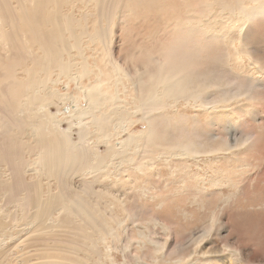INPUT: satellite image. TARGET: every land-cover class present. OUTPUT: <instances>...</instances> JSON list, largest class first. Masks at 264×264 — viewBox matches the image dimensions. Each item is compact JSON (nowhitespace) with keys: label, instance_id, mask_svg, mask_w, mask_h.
Returning <instances> with one entry per match:
<instances>
[{"label":"rangeland","instance_id":"rangeland-1","mask_svg":"<svg viewBox=\"0 0 264 264\" xmlns=\"http://www.w3.org/2000/svg\"><path fill=\"white\" fill-rule=\"evenodd\" d=\"M124 1L125 3H123ZM62 2L63 3H60V5L58 4L59 7H57V5L55 7V4H50L49 11L55 16H59L55 12V9H60V11H62L64 14H71V27H76L75 17L81 18V15L86 17L82 19V25H87L86 29L88 31L93 28L94 19H104V16L101 15V12L98 13V5L101 3H107L110 5L111 14L116 9L114 11L112 23L110 25L112 29H109V27L106 26V28L110 30L109 34L111 46L108 44V47L110 48L106 47V45L98 44V42H92L91 40L87 39L86 34L82 38V43H79L80 46H82L81 44L84 45V48L86 49L84 53L80 52L79 50L71 49L70 42L67 39L68 33L64 36L56 34V39L58 38V41L63 40L64 46H66L67 49L66 54L71 53V58L74 62L77 63L81 60L87 59L86 68L84 70L81 67L78 68V76L81 78L79 84L87 92L89 91L90 87L102 89L104 86L98 84L100 80L109 82L106 80L107 78L112 77L110 80L113 79L115 73L110 63L109 51L129 73V77H125L123 82L125 84L126 90L120 92L122 91V89H120L116 93L115 89H113L111 81L109 82V86H111L109 89H106V91L109 92V95L112 93V96L115 98L118 95L116 103L121 102L122 106L120 108H123L119 109L121 113V119H117L115 112L112 111L111 118L108 120L110 124L114 123V121L118 122V126L116 127L118 130L114 133L113 139L108 140V144L114 142V145L118 149L120 148L119 142H126L127 144H130L131 135L133 136V134H137L140 131L145 130L147 125V123L143 120L136 119V117L131 118L132 113L130 115L125 111L127 108H131L128 107V104L131 106L129 102L132 101L131 97H133V94L130 91L131 88L128 89V87L132 86L130 74L138 69L134 68L135 66L145 67L146 65L150 66V63L157 64L158 62L164 61L168 64H172L177 59H181L186 50H189L188 52H190L192 49H195L197 54H199L198 56L201 57L198 58V60L196 59L197 61L192 60V62L200 63L201 65L199 66H207L208 63L212 64L215 62L212 60L211 62L204 60L207 57L206 52L210 51L206 49L212 48L211 51L223 52L222 54L224 55L220 57L221 60H223V57H226V59L229 61L228 64L232 74H238V77L243 81V83H245L246 86L250 88L249 92H246L244 94L245 96L243 95L244 97L242 96L243 98L241 97L235 101H230L227 103L228 105L224 107L225 109L222 108L219 110V113H221L224 118L218 114L220 116L219 121L216 120V118H214V121L211 119L213 123L210 126L211 130H209V132H204L202 128L199 129L200 134L204 138H208L210 133L225 135L228 138V141L232 143V148L226 150L227 152H219L218 154L216 153L209 157L202 156L200 158L193 159L188 157L187 159L185 157L179 158L175 156L166 157V155H162L160 151L157 150V159L154 158L150 160L153 165H151L149 169L148 167L142 168L143 173H140L136 169L135 163L137 161V157L140 158L141 155L133 153L134 147L132 148V146H130L128 148L126 146V153L124 154H119L120 152L118 151L117 159H115L116 161L113 160V164H117V166L114 167L120 169V180H123V178L126 179V175L128 174L129 176H132L131 178L134 182L129 178V180H131V183L129 182V186L133 185L132 188L130 187L132 190L130 189L126 193V190L124 191L125 186L123 184L112 183L115 181L116 175L115 177H111L109 180L111 172L105 173L104 177L107 178H102L101 175H99L101 181L92 185L95 190H101L100 188H113V194L120 195L122 199L124 198L122 196L126 197V204L124 205L126 209H124L122 205L110 204V206H108L107 204H104L106 198L100 199L102 202L100 205L105 206V211L113 213L114 217L116 218V222L115 218L112 220V222L110 220L111 218L108 217L110 215H106L107 217H105L106 220L109 219L108 224L116 233L114 231L112 234L107 233L106 237L104 238V241L106 240L105 242L100 239L102 242H104V244H100V248L103 249V253L101 250H98L99 256L104 254V256L100 257L102 263L122 264L123 261L125 264H167V262L168 264H213L216 261L214 264H233L234 259H238L241 261V264H243L245 261L246 263H254L258 259H264V17H252L256 20H251L252 18L249 20H242L239 15L236 17H231L228 16L230 14H225L224 16H227V18H223L224 16L221 18L219 14L223 10H220V5L216 3V0H118V3L114 1L112 4L109 3L111 2L110 0H63ZM202 2L204 4H202ZM243 3L248 7L252 5L257 6V3L252 4L249 0H245ZM106 18L108 17L106 16ZM106 18L104 19L105 22ZM107 22H109L108 19ZM81 27L82 26H77L76 34L81 33ZM192 27H201L203 30H197L192 34V36H188L187 34L189 32V28ZM108 30L101 29V32L108 33ZM207 30H209V32H207L206 35ZM51 31L53 32V26L51 27V25H49L46 27V39H49L48 34ZM203 31H205V33H203ZM211 34H213L214 37H212ZM240 34L244 37H242ZM203 35H205V37ZM218 35L223 36L222 38L226 39L219 42V38L217 37ZM196 42L201 46H196ZM215 42L216 44L212 45ZM200 50L202 52H200ZM2 51L3 50L0 48V59H2V62H5V57ZM153 58L160 60H152ZM107 60H109V62H107ZM236 60L241 61L236 62ZM15 62L19 66H23L22 62ZM70 68V70L73 71V68ZM42 70L36 71V76L33 74V77L38 79V82L34 85V88H31L27 93H31L33 89H40L41 94L44 93L47 77H45V73L42 72ZM46 70L48 71V69ZM1 74L2 73H0V77H3L1 80H3L5 83V75ZM54 76L57 77L56 74ZM54 76H51L53 81L55 80ZM98 77L100 80H98ZM245 77L248 80L245 79ZM55 81L56 83L54 89L57 90L62 96H58L60 99L58 102H52L48 100L47 102L49 103L48 109L50 112L52 114H56L57 117L60 118L59 126L62 129H66V127L70 126V129L73 133V139L75 141L78 138L76 133L79 124L91 123L90 130L96 131L93 128L95 123H93L90 116L85 115L82 118L73 116L77 111L86 107V99L84 98L83 91L79 90L77 83L75 84L74 81H68V79L65 80V78L56 79ZM3 85V87H5V84ZM253 88L255 89L253 90ZM44 102L37 100L34 105H38L40 103L45 104ZM244 102H246V105H248L246 106ZM182 104L183 103L180 104L182 107H178L180 110L179 115L183 116L184 118H194L193 120L199 119L201 121L200 123L202 124L203 122L205 123L208 121V119L205 120L207 115L206 112L201 113L199 108L194 109ZM97 105L99 107L98 113H103L105 110V104L103 100L98 98ZM239 105L241 107H239ZM239 108L242 109L240 110ZM109 109L112 110L114 108ZM174 112V108L169 107L164 113H167L173 117ZM107 113L110 114V112ZM164 113L163 111L161 113H155V118L158 119L157 121H162L164 119ZM186 115H188V117ZM229 116L231 121H229L227 124L225 121ZM130 119L133 121L132 123H129ZM118 120L124 122L123 128L122 124H119ZM160 127H164V125H160ZM28 132V128H25L22 133L16 131L15 138L19 139L21 135L27 138ZM244 137H247V139L243 140ZM41 138H43L44 141H49L48 135L46 133H42ZM127 139L128 141H126ZM231 139L235 142H232ZM91 140L92 143H94L96 139L91 137L90 141ZM244 141H246V143ZM99 145L101 153L104 154L106 152L105 144L101 142ZM133 155L136 159L133 158ZM152 155H154V152ZM30 156L31 155L27 156L28 159H31L32 156ZM121 156H123V158L125 157L124 159L126 160H130V157L132 156V158L135 160L133 161L132 165H129L128 161L124 162L121 160ZM33 158L34 155L32 159ZM166 158L167 161L164 160ZM90 161H92L91 158ZM210 161H213L214 163ZM123 163L125 164V167L123 166ZM73 169L76 170L77 168ZM32 173V171L27 172L26 178L24 179L30 180ZM194 174L196 176H194ZM28 176H30V178ZM85 179H88V176L85 177ZM67 180L68 187H63L61 189L62 192L67 194V196L71 195L72 192L70 191H73V193H80L83 187V175H72ZM100 182H102V184ZM52 183L51 188L53 187V190L51 193L56 194L58 193L56 183ZM104 185L106 187H104ZM141 187L143 189H141ZM144 187L148 189L146 190ZM42 188V192L46 191L47 189L45 185L42 186ZM123 192L125 193L123 194ZM44 194H47V192ZM57 199L59 201L58 210H60V207H63L64 202H62V199L59 195L57 196ZM0 204H2V208L5 209L3 213L1 212L3 215H5V229L0 226V231L3 229L5 233H7V231L9 232L12 229H14V231L21 230L18 232V234L14 233V235L16 234V237L14 236V238L10 237L8 239L6 244H4V249L0 247V254H2L8 249L5 248L6 246L10 247L11 245L12 248H10L14 251L16 246L14 245L16 244L15 241L17 238H20V236V240H22L23 236L25 239L26 236L28 237L30 235H34L30 232L29 234L27 233L26 226L27 228L29 226L28 231L30 228H33L35 223H32V220L29 219L28 216L32 214L34 215L33 212H35V209L32 208L31 213L25 209V211L27 210L26 212L29 213H26L27 218L23 220V214L19 205L13 202H8L2 197H0ZM166 206L168 208H166ZM2 208L0 207V209ZM58 210H56L57 212L55 211V216H57L62 209L60 211ZM62 213L63 212L60 214ZM6 216L10 220H8V218L6 220ZM55 216H53V218H55ZM117 217H120L119 219H121L120 221H122V224L117 222ZM149 218L155 219L156 221L146 222L150 220ZM117 223L120 225L118 226ZM206 229H208L210 232L206 231L202 237H198L201 235V232ZM142 231L147 234L145 238H141V241L139 238H134L136 232ZM65 233L67 232L64 230L63 232L57 230L58 235L56 236L59 239H62ZM98 237L100 238V236H97V240H99ZM100 240L97 242L100 243ZM20 243L21 242L18 244L22 246L23 243ZM18 244L17 246H19ZM103 247H106V249ZM179 247H182V249H178ZM29 249L30 250L27 248L28 252L26 249H23L24 252L21 254V257L20 254H16L18 253L16 250L13 253L11 250V253L5 255L4 259L0 257V264H10L12 261L16 262H12L11 264H19L23 258L25 259L24 256L26 255V260L32 258L27 264L34 261L37 262L34 257L36 255L37 257L40 255L38 254L39 251H34L32 248ZM175 249L176 251H174ZM31 250L33 252H31ZM24 253H26V255ZM32 253H34L35 256ZM62 255H60V257L64 258ZM81 255L84 257L82 252ZM107 255H109L110 258H108L109 256ZM29 256L31 258H28ZM153 257L155 259L156 257L158 258L156 259V262H154ZM7 258H11V261ZM37 260L39 261L41 259ZM112 260H114L115 263H111ZM165 260L167 261L165 262ZM20 264H22V262Z\"/></svg>","mask_w":264,"mask_h":264},{"label":"bare ground","instance_id":"bare-ground-1","mask_svg":"<svg viewBox=\"0 0 264 264\" xmlns=\"http://www.w3.org/2000/svg\"><path fill=\"white\" fill-rule=\"evenodd\" d=\"M62 1L63 0H0V48L3 50L2 52L5 57V62H2V59H0V63L2 62L0 65V73H2L1 75H5V83L3 80H1L3 79V77H0V197L8 202H13L20 206L21 212L23 214V220L27 218V214L29 213L26 212L27 210L31 213V209H35L36 213L33 212L34 210L32 211L35 216L33 214L28 216V218L32 220V223H35L33 228H30L28 231L29 226L28 228L26 226L27 233L29 234L30 232L34 235H30L28 237L26 236L25 239L23 236L22 240H20V236V238H17V240L15 241L16 244H14L16 245L15 250L16 252H18L15 253L20 254V257L24 252L23 249L27 250L28 248V250H30L29 248H32V250L40 252H38V254H40L38 255V257L37 255L35 256L34 253H32L35 256L34 259L37 262L34 261L29 264H103L100 257L104 256V254L99 256L98 250H101V252L103 253V249L100 248V244H104V242L106 241H104V238L106 237L107 233L112 234L114 231L113 228L108 224L109 219L107 218L108 220H106L105 217L110 215L108 217L111 218V221L115 217L113 213L105 211V206L100 205L102 203L100 199L106 198V200L104 199V204H107L108 206L112 204L122 205L124 207V205L126 204V197L122 196L124 197L122 199L120 195L113 194V188H100L101 190H95L92 185L101 181L99 175H101L102 178H107L104 177L105 173L111 172L110 177L108 176L109 174L107 175L109 177V180L111 179V177H115L116 175L115 181H113L112 183L123 184L125 186L124 191L126 190V193L133 187L132 184V186H129V182L132 180V176H129L128 174L126 175V179L123 178V180H120V169L114 167L117 166V164H113V160L116 161L115 159H117L118 151L120 152L119 154H124L126 153V146L128 148L130 146H132V148L134 147L133 153L141 155L140 158L137 157V161L135 163L136 169L138 170V172L143 173L142 168L148 167L149 169V167L153 165L150 160L158 156L157 150L160 151L162 155H166V157L175 156L179 158L185 157L187 159L188 157H191L192 159L200 158L202 156L209 157L216 153L218 154L219 152L229 150L232 148V143L228 141V138L225 135L210 133L208 138H204L200 134L199 129L202 128L204 132H209V130H211L210 126L213 123L214 118H216V120L218 121L220 120V116L224 118V116L219 113V110L228 105L227 103H229L230 101L232 102L241 98L246 92H249L250 88L246 86L245 83H243V81L238 77V74H232V71L228 64L229 61L226 59V57H223V60H221L220 57L224 55L222 54L223 52L211 51L212 48L206 49L210 51H205L207 57L204 60L207 62H211V60L215 62H213L212 64L208 63L207 66H199L201 65L200 63L192 62V60L195 61L196 59L198 60V58H201L198 56L199 54H197L195 49H192V51L190 52H188L189 50H186L183 57L181 59H177L172 64H168L164 61L158 62L157 64L150 63V66L146 65L145 67L135 66L134 68L138 69L130 74L132 86L128 87V89L131 88L130 91L133 94V97H131L132 101L129 102L131 106H129L128 104V107L131 108H127V110H124L127 112V114L131 115L132 113L131 118L136 117V119L143 120L147 123V125L145 130L140 131L137 134H133V136L131 135L130 144H127L126 142H119L120 148L118 149L114 145V142L108 144V140L113 139L114 133L118 130L116 129V127L118 126V122L114 121V123L110 124L108 120L109 118H111L112 111L115 112L117 119H121V113L119 109L123 108H120L122 106L120 101V103H116L118 95L115 98L112 96V93L109 95V92H107L106 89H109V87L111 86H109V82L111 81L113 89H115L116 93L120 89H122V91L120 92L126 90L125 84L123 82L125 80V77H129V73L109 51L110 63L115 73L112 79L113 81L110 80V78L112 77L106 79L109 82L100 80V78L98 77V80H100L98 84L104 87L102 89L90 87L89 91L87 92L82 86H80L79 81L81 78L80 76H78V68L81 67L84 70L87 66V59L81 60L77 63L74 62L71 58V53L66 54L67 49L66 46H64L63 40L58 41V38L56 39L57 35L64 36L68 33L67 39L70 42L71 49L79 50L83 53L86 49L84 48L83 44H81L82 46H80L79 43H82V38L85 36V34L87 39L91 40L92 42H98V44H103L108 47V44H111V39L109 34L110 30H108L106 26L109 27V29H112L110 25L112 23L114 11L116 9L114 11L112 10L113 12L111 14L110 5H108L107 3H101L100 5H98V13L101 12V15L104 16V19L106 18V16L108 18H106V22L104 21V19H94L93 28L88 31L86 29L87 25H82V19L86 17H83L82 15L81 18L74 16L76 19V27H71V14H64L62 11H60V9H55V12L60 16L59 17L55 16L49 11L50 4H55V7L56 5L57 7H59L58 4L60 5V3H63ZM110 1L111 2L109 3L112 4L114 3V1L117 2L118 0H113V2L112 0ZM243 1L245 0H218V2L216 0V3L220 5V10L224 11L220 12L219 16H221L222 18V16H224L225 14H230L228 16L231 17H236L237 15H239L242 20H249L252 17H264V0H249L252 4L257 3V6L252 5L250 7L245 6ZM123 3H125V1ZM202 4L204 3L202 2ZM99 18L101 19L100 16ZM223 18H227V16H224ZM255 18H252L251 20ZM107 19L109 22H107ZM49 25H51V27L53 26V32L51 31L48 34L49 39H46V27H48ZM77 26H82L80 34H76ZM101 29L108 30V33L101 32ZM197 30L200 31L203 29L201 27L189 28V32L187 35L192 36V34ZM207 32H209V30L206 31V35ZM203 33H205V31H203ZM203 36L205 37V35ZM211 36L214 37L213 34H211ZM217 37L219 38V42L226 39H223V36L220 35H218ZM195 44L196 46H201L197 42ZM214 44H216V42L212 45ZM200 52L202 51L200 50ZM152 60L160 59L153 58ZM15 61H17L18 63L22 62L23 66H19ZM240 61L241 60H236V62ZM107 62H109V60H107ZM70 67L73 68V71L70 70ZM46 69H48V71ZM39 70H42V72L45 73V77H47L48 84L46 83L45 85L44 93L41 94L40 89H33L31 93H27L31 88H34V85L38 82V79L34 78L33 74L36 76V71ZM55 74L57 75V77L54 76ZM52 75L55 77V80L65 78V80L68 79V81H74L75 84L77 83V85L79 86V90L83 91L84 98L86 99V107L77 111L73 116L79 118H82L85 115L90 116L93 123H95L93 128L96 131L90 130L91 123L79 124L76 133L78 138L75 141L73 139V133L70 129V126L66 127V129H62L59 126L60 118H58L56 114H52L50 112V110L48 109L49 103L47 102V100L58 102L60 101L58 96H62L57 90L54 89L56 81H53L51 77ZM245 79L247 78L245 77ZM3 84H5V87H3ZM254 89L255 88H253V90ZM98 98L102 99L105 104V110L103 113H98ZM37 100H41L42 102L45 101V104L40 103L38 105H34ZM181 103H183L182 105L184 106H189L194 109L199 108L201 113L206 112L207 115L205 120L208 119V121H206L205 123L203 122L202 124L200 123L201 121L199 119L193 120L194 118H184L183 116L179 115L180 110L178 107H182L180 106ZM244 103L246 105V102ZM169 107H173L175 110L173 117H171L167 113H164L166 110H168ZM239 107L241 106L239 105ZM109 108L114 109L110 110ZM239 109L241 110L242 108ZM162 111L164 113V119L162 121H157L158 119L155 118V113H161ZM107 112H110V114ZM186 116L188 117V115ZM211 119H213V121ZM118 121L119 124H122L123 128L124 122H121L120 120ZM229 121H231L230 116L225 122L228 124ZM132 122L133 121L130 119L129 123ZM160 125H164V127H160ZM25 128H28L29 130L27 134L28 137L25 138L23 135H21L19 139L15 138L16 131L22 133ZM41 132L48 135L49 141H44L43 138H41ZM91 137H94L96 139L94 143H92L93 139L90 141ZM246 139L247 137H244L243 140ZM126 141H128V139ZM101 142H103L106 146V152L104 154H102L99 149V143ZM232 142L235 141L232 140ZM244 142L246 143V141ZM153 152L154 155H152ZM28 155H31L32 157L34 155L33 159L30 156L32 161L31 159H28ZM121 157V160L124 162L128 161L129 165H132L133 161L136 159L134 155L133 158L135 159H133L131 156L130 160L124 159L125 157L123 158V156ZM90 158L92 159V161H90ZM164 160L167 161V158ZM123 166L125 167L124 163ZM73 168L77 169L75 170ZM31 171L33 172L31 174V179H24L26 178L27 172ZM72 175H83V187L80 193H73V191H70L73 194L71 193L70 196H67V194L62 192L61 189L63 187H68L67 179ZM87 176L88 179H85V177ZM194 176L196 175L194 174ZM28 177L30 178V176ZM129 178L131 180H129ZM52 182L56 183L58 189V193L56 194L51 193V191L53 190V187L51 188ZM100 183L102 184V182ZM44 185L47 187V189L46 191L42 192V186ZM104 187L106 186L104 185ZM144 188L146 189V187ZM141 189L143 188L141 187ZM46 192L47 194H44ZM124 193L125 192H123V194ZM58 195L62 199V202H64L63 207H60L62 209L60 210L63 213L60 214L61 212H59L58 215L55 216L54 213L59 208V201L57 199ZM0 207L2 208L3 205L0 204ZM166 208L168 207L166 206ZM3 209L4 208L0 209V226L5 229V215L2 214L5 209ZM25 209L27 210L25 211ZM124 209H126V207H124ZM53 216H55V218H53ZM7 218L8 217L6 216V220ZM119 218L117 222L121 223L122 221H120L121 219ZM8 220L10 219L8 218ZM153 221L156 220L150 219L146 222ZM119 225L120 224H118V226ZM12 230L14 231V229ZM12 230H10L9 232L6 230L7 233H5L3 229L0 231V247L2 249H4V244H6L10 237L14 238V236L16 235H14V233L18 234V232L21 231L16 230L13 232ZM57 230H60L61 232H63L64 230L67 233H65L62 239H59L56 236L58 235ZM206 231H208V229L203 230L201 232V235L198 237H202V235ZM97 236H100V238L98 237L99 240L101 239L104 242H102L101 240L100 243L97 242L99 241L97 240ZM146 236L147 234L142 231L136 232L134 238H139L140 240L141 238H145ZM19 242H21L20 244L23 243V247L18 244ZM17 244L19 246H17ZM10 247L6 246L5 248L9 249ZM8 249L0 254V257L2 259L5 258V255L11 253L12 249ZM104 249H106V247ZM178 249H182V247H179ZM32 250L31 252H33ZM14 251L12 250V253ZM174 251H176V249ZM81 252L82 254H84V257L81 255ZM24 254L26 255V253ZM60 255H62V257L64 256V258H61ZM26 256H24L25 259L22 257L23 259L19 262V264L21 262L22 264H27L28 261L32 259L29 256L28 258L31 259L26 260ZM108 258H110V256ZM37 259H41L42 261L39 260V262ZM156 259L158 258L156 257ZM156 259L154 258V262H156ZM8 260L11 261V258ZM166 261L167 260H165V262ZM112 262L115 263L114 260H112L111 263ZM122 264L125 263H123L122 261ZM243 264H264V259H258L254 263H246L245 261Z\"/></svg>","mask_w":264,"mask_h":264},{"label":"snow or ice","instance_id":"snow-or-ice-1","mask_svg":"<svg viewBox=\"0 0 264 264\" xmlns=\"http://www.w3.org/2000/svg\"><path fill=\"white\" fill-rule=\"evenodd\" d=\"M233 264H241V261H240V260H238V259H234V262H233Z\"/></svg>","mask_w":264,"mask_h":264}]
</instances>
